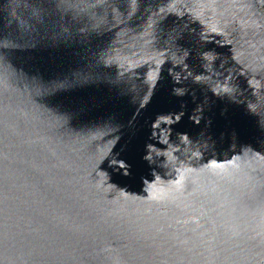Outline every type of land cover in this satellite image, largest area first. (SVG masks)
<instances>
[{"label":"water","instance_id":"obj_1","mask_svg":"<svg viewBox=\"0 0 264 264\" xmlns=\"http://www.w3.org/2000/svg\"><path fill=\"white\" fill-rule=\"evenodd\" d=\"M0 264H264V0H0Z\"/></svg>","mask_w":264,"mask_h":264},{"label":"snow or ice","instance_id":"obj_2","mask_svg":"<svg viewBox=\"0 0 264 264\" xmlns=\"http://www.w3.org/2000/svg\"><path fill=\"white\" fill-rule=\"evenodd\" d=\"M197 79H199V77H197ZM120 168L126 170V169H127V165H126V163L121 162V164H120ZM125 175H127V170L125 171Z\"/></svg>","mask_w":264,"mask_h":264}]
</instances>
